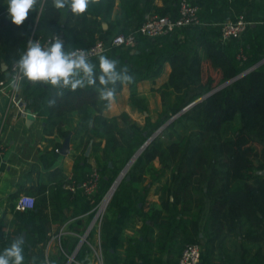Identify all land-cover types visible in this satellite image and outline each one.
<instances>
[{"label": "trees", "instance_id": "obj_1", "mask_svg": "<svg viewBox=\"0 0 264 264\" xmlns=\"http://www.w3.org/2000/svg\"><path fill=\"white\" fill-rule=\"evenodd\" d=\"M121 1L122 13L113 19L114 0H90L83 14H73L68 6L58 9L54 0H37L23 25L17 26L9 17L6 0H0V77L6 76L2 61L8 68L17 62L27 51L32 35L58 31L64 38V51L70 52L77 46H90L97 37L137 29L150 12L176 17L181 0H163L160 5L154 0ZM240 13L254 23L241 36L223 40L221 23ZM199 15L201 23L155 37L138 33L134 46L116 45L89 57L95 65V86L72 91L25 78L21 85L27 106L43 118L44 129L49 133L56 131L66 137L70 130L65 124L73 110L84 112L89 119L93 115L90 135L105 138L104 145L101 140L94 141L91 152L102 172L99 189L91 196L95 204L148 135L196 98L239 75L168 123L134 160L131 178L123 181L133 184L148 171L155 172L152 162L158 158L162 163L159 175L170 170L173 176L175 207L182 202V213L197 217L191 219L195 221L194 228L201 214L210 240L211 233L221 231L230 215L232 219L239 217L243 210L251 218L257 217L254 219L257 224H264V173L259 172L264 169V0H205ZM98 16L110 21L107 30L103 31ZM120 24L114 32L109 31ZM97 31L100 34L95 36ZM203 54L213 61L220 76L209 75L203 80ZM100 55L118 61L117 72L127 67L128 74L134 77L132 85L160 75L165 63H171L169 79L160 87L163 101L157 119L148 117L146 124L140 125L125 112L114 117L104 115L107 102L99 99ZM122 86L120 81L108 85L116 91ZM134 102L146 109L136 96ZM91 168L85 156L82 163L85 174L77 181L83 180ZM119 192L117 189L114 193L108 209L117 202ZM258 210L261 217L255 214ZM3 224L0 221V254L15 241L2 232ZM102 233L105 238L103 228ZM191 241L202 244L199 238L188 235L185 244ZM89 251L84 244L77 258L84 259ZM210 258L208 242L204 264H209Z\"/></svg>", "mask_w": 264, "mask_h": 264}, {"label": "crops", "instance_id": "obj_2", "mask_svg": "<svg viewBox=\"0 0 264 264\" xmlns=\"http://www.w3.org/2000/svg\"><path fill=\"white\" fill-rule=\"evenodd\" d=\"M154 2L160 5L163 0ZM196 2L201 7L205 0ZM121 13L122 1L114 0L111 18L120 17ZM98 18L103 31L111 26L110 21ZM121 22L124 24L125 19ZM120 26L109 31L114 32ZM99 34L97 31L95 36ZM201 60L203 80L209 75L220 76L210 58L203 54ZM1 64L7 75L8 68H4L7 63ZM171 71V63L166 62L160 75L140 79L134 85L123 84L104 115L114 117L125 112L140 125H145L148 117L157 119L163 101L160 87L168 81ZM22 90L20 85L14 95L16 100L0 92V221L4 223L1 230L15 240H23L22 264L43 261L46 253L53 264H60L59 249L76 245L78 234L85 230L91 218L94 201L81 190L73 192L69 184L72 178L77 180L85 174L82 169L85 156L92 168L97 166L91 155L93 142L101 140L104 145L105 138L90 135L93 115L89 119L84 112L73 110L65 124L70 130L67 135L70 146L63 152L67 136L45 131L43 118L27 106ZM134 96L146 109L134 102ZM23 101V108L36 116L23 113L20 107ZM118 121L123 124L120 117ZM152 164L155 172L148 171L133 184L126 182L117 202L105 214L101 226L104 264H177L188 235L202 242V264L208 242L209 264H264V224H257L254 220L257 217L251 218L245 210L239 217L232 219L230 215L221 231H213L208 240L201 214L194 228L195 221L191 219L197 217L182 213V202L175 207L171 171L159 175L161 161L156 158ZM262 170L259 172L263 173ZM23 192L35 196L36 207L16 208L17 198ZM255 214L262 216L261 210ZM91 236L96 238L97 230Z\"/></svg>", "mask_w": 264, "mask_h": 264}, {"label": "built area", "instance_id": "obj_3", "mask_svg": "<svg viewBox=\"0 0 264 264\" xmlns=\"http://www.w3.org/2000/svg\"><path fill=\"white\" fill-rule=\"evenodd\" d=\"M199 8L197 2L193 0H181L179 5V14L173 17L168 14H159L156 12H150L146 15L143 23L135 30L127 33L120 32L112 34L108 37H97L93 44L88 47L77 46L70 50V52L82 49L88 57L99 55L109 50L112 46H134L137 41L138 33L146 36L155 37L166 33L177 32L180 28L191 24L201 23L202 20L199 15ZM264 21V20H263ZM254 21L247 18L244 13L238 14L235 18H229L221 23V36L223 40H228L232 37L241 36L248 27L253 24ZM55 38L63 40L62 35L58 31H53L48 35H32L29 42H39L43 48H47ZM29 45V43H28ZM9 73L0 77V92L8 95H12L13 99L18 87L23 81L22 75L19 73L14 62L9 68ZM23 112H30L34 116L36 113L24 107L20 104ZM26 107V106H25ZM59 148H57L58 150ZM102 178L101 170L95 166L86 175V177L77 181L72 178L69 184L70 189L73 192L81 190L83 193L93 196L99 189L100 181ZM114 193V192H113ZM108 193L105 194L103 199L97 202V205L92 208L91 218L85 228V230L78 234L79 241L72 254L68 255V259L65 264H104L103 245L101 238V226L103 224L105 214L107 212L108 204L110 203V195L106 200ZM36 204V198L30 193H21L16 201V208L20 210H26L34 208ZM97 230V237L93 238L91 235ZM56 235H54V239ZM88 245L90 251L87 253V257L84 259L77 258L78 251L84 245ZM91 257V258H90ZM203 258V246L199 241L187 242L181 251L178 264H199ZM89 261L91 263H89ZM36 264H53L46 253L43 261Z\"/></svg>", "mask_w": 264, "mask_h": 264}, {"label": "clouds", "instance_id": "obj_4", "mask_svg": "<svg viewBox=\"0 0 264 264\" xmlns=\"http://www.w3.org/2000/svg\"><path fill=\"white\" fill-rule=\"evenodd\" d=\"M6 3L12 23L21 26L37 0H6ZM54 4L58 9L68 6L73 14H83L88 9L90 0H54ZM117 63L118 61L110 60L105 55L99 57V99L106 101L109 109L116 99V90L108 85H115L117 81L122 84L131 83L134 79L128 74L127 67L122 72H117ZM16 67L27 81L46 83L53 88L75 91L86 85H96L95 65L90 62L87 53L82 49L65 52L63 41L59 38L50 42L47 48H43L39 42H29L27 51L16 62ZM22 243L23 240L18 238L10 247L5 248L0 254V264H22Z\"/></svg>", "mask_w": 264, "mask_h": 264}, {"label": "water", "instance_id": "obj_5", "mask_svg": "<svg viewBox=\"0 0 264 264\" xmlns=\"http://www.w3.org/2000/svg\"><path fill=\"white\" fill-rule=\"evenodd\" d=\"M4 68H8V65L7 64H4ZM9 73V71L7 72V74ZM239 76V75H238ZM238 76H236V77H238ZM236 77H234V78H231V79H228V80H226L225 82H223L222 84H220L219 86H217L215 89H213V90H211L209 93H207V94H204V95H202V96H200V97H198V98H196L194 101H192L191 103H189V104H187L186 106H184L181 110H179L177 113H175V114H173L162 126H160L158 129H157V131L156 132H154L152 135H150L145 141H144V143L140 146V148L137 150V151H139L140 150V152L145 148V146L168 124V123H170L172 120H174L179 114H181L183 111H185L186 109H188V108H190L192 105H194L195 103H197L198 101H201L203 98H205L208 94H210V93H212L213 91H215V90H217V89H219L220 87H222V86H224V85H226L227 83H229L230 81H232L233 79H235ZM21 104H23V102H21ZM23 113H25V114H31L32 116H34L32 113H30V112H23ZM69 146H70V136H67L66 138H65V140H64V143H63V152H66V151H68V149H69ZM89 148H90V146H89ZM89 148H88V150L86 151V153H89ZM136 151V152H137ZM135 152V153H136ZM140 152H139V154H140ZM134 153V154H135ZM133 154V155H134ZM128 163H129V161H128ZM127 163V164H128ZM126 164V165H127ZM125 165V166H126ZM124 169V168H123ZM123 169H122V171H123ZM121 171V172H122ZM262 172L264 173V169L262 170ZM129 177V174L126 176V178H128ZM112 187V186H111ZM199 264H202V262H200Z\"/></svg>", "mask_w": 264, "mask_h": 264}, {"label": "rangeland", "instance_id": "obj_6", "mask_svg": "<svg viewBox=\"0 0 264 264\" xmlns=\"http://www.w3.org/2000/svg\"><path fill=\"white\" fill-rule=\"evenodd\" d=\"M161 126V125H160ZM159 126V127H160ZM158 127V128H159ZM157 128V129H158ZM157 130H155L154 132H156ZM162 132V131H161ZM150 135H152V134H150ZM150 135H148V137L150 136ZM147 137V138H148ZM144 143V142H143ZM142 143V144H143ZM140 146L141 145H139V147L133 152V154L140 148ZM142 152V151H141ZM140 152V153H141ZM133 154L131 155V157L125 162V164L123 165V167L122 168H120V170L117 172V174H116V176H114V178H113V180L111 181V183H110V185H109V187L106 189V191L104 192V194L98 199V200H95V204L93 205V207H95V205H97V202L99 201V200H101V199H103V197L105 196V194H107L108 192H109V190L111 189V186L113 185V183H114V181H116L117 179L116 178H118L120 175L119 174H121V171H122V169L125 167V165L128 163V161L130 162L132 159V157H133ZM137 158V157H136ZM131 159V160H130ZM134 162V161H133ZM133 162L131 163V165H129V166H127L126 167V169H125V171H124V177L122 178V180L120 181V183L117 185V187H116V189H115V191H114V193L116 192V190L117 189H120V191L122 190V188H124L125 187V183H123V181L125 180V179H130L131 178V174H130V168H131V166H132V164H133ZM129 174V177L128 178H126V176ZM116 179V180H115ZM114 193L112 194V196L110 197V201L109 202H111V200H112V198H113V196H114ZM109 205V204H108ZM107 210H108V207H107ZM78 241H79V237H77V241H76V245H77V243H78ZM64 245V244H63ZM76 245L73 247V248H66L65 246H63L64 247V249H63V247H61L59 250V254L61 255H59L60 256V264H65V262L67 261V259H68V255H70V254H72L73 253V251H74V249H75V247H76Z\"/></svg>", "mask_w": 264, "mask_h": 264}, {"label": "bare ground", "instance_id": "obj_7", "mask_svg": "<svg viewBox=\"0 0 264 264\" xmlns=\"http://www.w3.org/2000/svg\"><path fill=\"white\" fill-rule=\"evenodd\" d=\"M139 152H140V150L137 151V152L133 155V157L131 158L132 160L130 159L131 161H130V162L124 167V169H123V171L121 172V174H119L120 176H119L118 178H116L117 180L115 179L116 181H114V183H113L111 189L109 190V192H108V196H107L106 200L108 199V197H109L110 195L113 194V192L115 191L117 185L120 183V181H121L122 178L124 177V171H125L126 167L129 166V165H131V163H132V162L136 159V157L139 155Z\"/></svg>", "mask_w": 264, "mask_h": 264}]
</instances>
